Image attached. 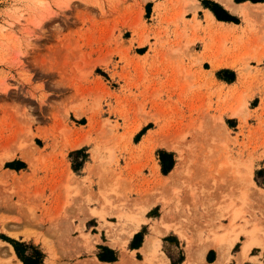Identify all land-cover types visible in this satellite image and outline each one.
Returning <instances> with one entry per match:
<instances>
[{
	"label": "rangeland",
	"instance_id": "obj_1",
	"mask_svg": "<svg viewBox=\"0 0 264 264\" xmlns=\"http://www.w3.org/2000/svg\"><path fill=\"white\" fill-rule=\"evenodd\" d=\"M197 2L0 0V199L17 205L0 209V224L27 229L31 237L16 240L38 245L44 264L110 263L97 256L103 247L115 252L112 262L125 252L134 260L126 264H137L133 236L123 250L110 242L140 222L141 246L164 211L192 245V264H202L199 244L221 235L251 237L260 245L251 264H264V15L236 13V25L216 26ZM222 69L233 72L231 82L218 77ZM74 140L87 154L78 171L69 157L75 149L66 148ZM163 141L188 159L204 151L217 157L191 158L188 176L164 186L158 150L172 153L174 165L176 154ZM20 148L32 167L18 158ZM220 150L251 164V176L245 166L224 169ZM226 210L236 215L217 216ZM1 242L11 245L0 238V264H12ZM241 243L225 264H234ZM184 244L169 231L157 250L171 262L184 259Z\"/></svg>",
	"mask_w": 264,
	"mask_h": 264
},
{
	"label": "bare ground",
	"instance_id": "obj_2",
	"mask_svg": "<svg viewBox=\"0 0 264 264\" xmlns=\"http://www.w3.org/2000/svg\"><path fill=\"white\" fill-rule=\"evenodd\" d=\"M218 1H220V3L221 4H223V6L224 7H226L228 10H230V11H232V12H236V13H239L243 18H247L248 16H250L252 13H255V14H262V15H264V3H262V4H249V3H244V4H234L231 0H218ZM253 9V10H252ZM219 63H222V62H219ZM227 66V67H232V64H228V63H224V64H222V66ZM211 66H212V68L213 69H216V68H218L219 66H221L220 64H218L217 62H215V61H213V62H211ZM239 111H232L231 112V116H235L236 115V113H238ZM218 119L219 120H222V118L221 117H218ZM195 129V128H194ZM195 131H197V130H195ZM198 132V131H197ZM196 132H194V134H195ZM200 137H201V135H200ZM195 139H196V137H195ZM195 139H194V141H195ZM198 139V138H197ZM196 142V141H195ZM84 144V141H81V140H74V141H71V142H69L67 145H66V148H68V149H76V148H79L81 145H83ZM190 145V144H189ZM160 146L161 147H163V148H165V149H169V150H171V151H173L175 154H176V165H175V167L171 170V172H169L167 175H164V176H161V184L162 185H164V186H167V185H173V184H177V183H179L182 179H183V177L185 176V175H187V168H190V167H188V163H189V160L191 159V158H198V156L197 155H190L191 157H190V159H188V158H186V154H184V152H183V150L182 149H180L178 146H175L173 143H169V142H166V141H163L161 144H160ZM187 147V146H186ZM194 147V146H193ZM192 147V148H193ZM189 148V147H188ZM191 148V149H192ZM221 149H222V147H220ZM190 149V148H189ZM194 149V148H193ZM195 149H196V147H195ZM214 149V148H213ZM204 150H207V148L206 149H204ZM204 150H202V151H204ZM96 151V148H92V152H95ZM198 151V150H197ZM201 151V150H200ZM199 151V152H200ZM202 151H201V153H202ZM217 151V150H216ZM222 150H220L219 151V153L221 152ZM17 152H20V155L18 156L19 158H21V159H23V160H25L28 164H29V166L30 167H32V160H31V156H28V154H26V153H24L23 151H22V148H20V151H17ZM16 151H13V152H11V153H8V154H5L3 157H2V159H1V162H4L5 160H10V159H13L17 154ZM109 152V151H108ZM188 152V151H187ZM196 152V151H195ZM195 152H194V154H195ZM199 152H198V154H199ZM205 153H206V155L208 156V157H210V155H212L213 156V154H207V152L206 151H204ZM203 152V153H204ZM218 152V151H217ZM110 153V152H109ZM192 153H193V151H192ZM197 153V152H196ZM202 153V154H203ZM205 153L203 154V157H207V156H205ZM208 153H209V150H208ZM219 153H217L218 155H219ZM222 153H223V151H222ZM222 153H220L221 154V158L222 157H224V164H226V166L225 167H223L224 169H227V167H228V169L227 170H231L230 171V173H232V171H236L237 169L236 168H238V167H243V166H245V167H243L244 169L243 170H245V173H243L244 175L246 174L248 177H250L251 176V174H252V167H251V164H248V162L247 163H242V162H239L238 160H235V159H231V157L229 158V154H227V155H222ZM108 154V153H107ZM226 154V153H225ZM93 155V154H92ZM111 155L112 154H110V157H111ZM216 155V154H215ZM215 155L212 157L213 159H215L216 157H215ZM220 156V155H219ZM200 158H198L199 160H201V162L203 163V157H202V159H201V156H199ZM215 157V158H214ZM233 157V156H232ZM212 158H210V159H212ZM205 159V158H204ZM206 159H208V158H206ZM218 159H220V158H217L216 159V161L215 162H217V161H219ZM221 160V159H220ZM223 160V159H222ZM222 160H221V162H222ZM193 161H194V159H193ZM206 161V160H205ZM204 161V162H205ZM208 162V161H207ZM212 162H213V160H212ZM218 163V162H217ZM222 165V164H221ZM217 166H220V162L218 163V165ZM222 167V166H221ZM65 171H67V172H65V174L67 173V175H69V177L71 176V177H75V176H72V171L71 170H69V169H65ZM237 171H239V169L237 170ZM236 171V173H238ZM225 172H227L228 173V171H225ZM241 172V171H240ZM236 173H234V174H236ZM228 175V174H227ZM237 175V174H236ZM188 176V175H187ZM229 176H230V174H229ZM232 176H235V175H232ZM231 176V177H232ZM70 177V178H71ZM192 178H193V175L191 176ZM236 177V176H235ZM76 178V177H75ZM187 178V177H186ZM192 178H190V179H192ZM195 178H197L196 176H195ZM237 178H239V177H237ZM237 178H236V181H238L237 180ZM246 178V177H245ZM185 179V178H184ZM188 179V178H187ZM228 179H230L229 177H228ZM240 179V178H239ZM243 179V178H242ZM232 180V179H231ZM234 180H235V178H234ZM245 180H249V179H245ZM82 181V180H81ZM229 182H230V180H228ZM190 182V181H189ZM245 182H247V181H245ZM231 183V182H230ZM249 183H251V181L249 182ZM235 184V181H234V183H233V185ZM8 201H6V200H2V199H0V209H12V210H14L15 209V207H17V205L16 204H9V203H7ZM88 212V211H87ZM86 212V213H87ZM230 212V211H229ZM227 210H226V212L225 213H221V214H218L217 216H235L236 215V213H234L233 215H232V213L230 214ZM167 212L166 211H164V212H162V214H161V216H160V218H159V220L157 221V223H154V225L150 228V231H149V233L147 234V236H146V238L144 239V242H143V244H142V246H141V253H142V255H143V258H142V260H139V261H136L137 262V264H170L169 263V261H168V259L165 257V255L163 254V253H161V252H159L158 250H157V240H158V237L160 236V235H163V234H165V233H167V232H169V231H173L174 232V234H176V235H178L181 239H183V240H185V242H186V245H185V250H186V258H185V261L183 262V263H181V264H192V247H191V244H190V242L188 241V239H187V237H186V235H185V233L182 231V230H180V229H175V228H173V227H171L169 224H168V222L166 221V219H167ZM87 215V214H86ZM88 216H104V214L102 213V211L100 212V210L99 211H93V210H90L89 211V215ZM1 226H0V230L3 232V233H5L6 235H8V236H10V237H12V238H14V239H16V238H18L19 236H22V238H24V239H29L30 237H31V233L27 230V229H25V230H21V231H16L17 229L16 228H14L15 230H10V229H8L7 227H6V225H5V223H1L0 224ZM134 225L137 227L139 224H138V222L137 223H134ZM135 226L133 227V228H135ZM15 227V226H14ZM16 227H17V225H16ZM18 228V227H17ZM28 228V227H27ZM133 231V230H132ZM132 231H129L128 232V234H130ZM34 234V233H33ZM33 237V236H32ZM87 239V241L89 242V238H86ZM237 239V236H235V237H233L232 239L231 238H227V237H223V235H221V236H217V237H214L213 239H210V240H207V241H204L202 244H201V246H200V250H201V254L202 255H204V251H206L208 248H210V247H214V248H216V250H217V252H218V257H217V261L215 262V263H213V264H224V261L225 260H228V257H229V249L233 246V244L235 243V240ZM45 240V239H44ZM45 242V241H44ZM2 243V242H1ZM47 243V242H46ZM114 243H115V241H114ZM2 244H4V243H2ZM1 244V245H2ZM258 244H260L259 242H258ZM46 245V244H45ZM252 245H253V242L251 241H249V242H245L244 244H243V246H242V248H241V252H240V254H239V257L237 258V262H242V261H248V260H251V258H249L248 257V253H249V250H250V248L252 247ZM4 246H6L7 247V245L6 244H4ZM90 247L91 248H89V250H91L92 249V246H91V241H90ZM8 249L7 250H9V253H10V255H11V261H12V264H22L16 257H15V254H14V251H13V249H12V247L11 246H9V247H7ZM52 248V247H51ZM51 248H48V249H51ZM48 251V250H47ZM54 252V251H53ZM50 254V253H49ZM10 255H8V256H10ZM12 255H13V257H15V261H14V259H13V257H12ZM51 255V254H50ZM52 257H54L53 255H52ZM50 258V257H49ZM51 259V258H50ZM54 259V258H53ZM92 260V259H91ZM130 260H132V258L130 259V257L128 258V255L125 253V252H123V253H121V255H120V257H119V259H118V261L117 262H114V263H111V264H126L127 262H129ZM10 261V260H9ZM10 261V262H11ZM50 261V260H49ZM89 261V260H88ZM87 261V262H88ZM52 262V261H51ZM50 262V263H51ZM93 263H95V264H102V263H99V262H97L96 260H93L92 261ZM130 262H134V260H132V261H130ZM48 264V263H47ZM91 264V263H90Z\"/></svg>",
	"mask_w": 264,
	"mask_h": 264
},
{
	"label": "trees",
	"instance_id": "obj_3",
	"mask_svg": "<svg viewBox=\"0 0 264 264\" xmlns=\"http://www.w3.org/2000/svg\"><path fill=\"white\" fill-rule=\"evenodd\" d=\"M234 1L239 3L246 0H234ZM249 1L255 3V2H263L264 0H249ZM202 4L204 5V7L209 8L218 20L238 23V19L235 16L230 15L224 8H222L217 3L208 0H202ZM221 73L222 74L227 73L228 77L220 76ZM218 77L224 78L225 80L231 82L234 78V74L230 70L222 69L218 71ZM148 127H150V124L144 127L137 135H141L143 131H145ZM158 156L160 159L162 173L167 174L174 165L173 155L172 153L166 152L164 150H158ZM69 157L72 161L73 170L74 171L80 170L87 157V154L85 153V148L82 147L70 151ZM16 162L17 161L8 162L5 164V167L14 168L13 164ZM140 236H141V231L133 235V238L130 242V248L133 249V248H138L140 246L141 243V239L139 238ZM0 238L12 245L17 258L23 264H44L43 263L44 254L38 245L33 244L31 241H21V240L12 239L2 234H0ZM213 253H214L213 250L208 251L206 255V259L208 262L213 261V258L211 257ZM97 256L101 261L112 262L116 260L115 252L108 247H103L102 253H98ZM182 261H183V256L180 255L177 260H171V263L180 264ZM242 264H251V263L245 262Z\"/></svg>",
	"mask_w": 264,
	"mask_h": 264
},
{
	"label": "crops",
	"instance_id": "obj_4",
	"mask_svg": "<svg viewBox=\"0 0 264 264\" xmlns=\"http://www.w3.org/2000/svg\"><path fill=\"white\" fill-rule=\"evenodd\" d=\"M212 1H215V2H217L218 4H220L230 15H233V14H235V15H237L236 14V12H232V11H230V10H228L226 7H224L223 6V4H221L220 3V1H218V0H212ZM234 4H236L235 3V1L234 0H231ZM196 2H197V0H196ZM244 3H249V4H262L261 2H255V3H251V1H249V0H246V1H243V3H240V4H244ZM200 5L199 7H201V9L203 10V12H204V17H205V15H207L208 16V19L210 20V21H212V22H214V24H216V26L218 25H226L227 27H229V26H231V25H236V24H234L233 22H228V21H222V20H218L216 17H215V15L213 14V12L209 9V8H207V7H203L201 4H200V2H199V0H198V2H197V5ZM239 14V13H238ZM243 18V17H242ZM149 137H150V134L146 137V141H148L149 140ZM167 150H169V149H167ZM171 151V150H170ZM19 158V157H18ZM21 159V158H20ZM176 159V158H175ZM175 165H176V163H175ZM175 165H174V167H175ZM173 167V168H174ZM171 172V171H170ZM169 173V172H168ZM167 173V174H168ZM166 174V175H167ZM156 175H158V173L156 174ZM161 176H164V175H161ZM155 203V201H152V202H149L146 206H145V208H144V210H143V213H144V211H147V212H149L153 207H154V204ZM154 204V205H153ZM153 205V206H152ZM142 213V214H143ZM142 214H141V216H142ZM103 217V216H102ZM101 216H100V218H102ZM145 218H147V217H145ZM144 218V219H145ZM167 218H169V216H167ZM159 220V218L154 222V223H157V221ZM154 223L152 224V225H150V227H149V231H150V228L154 225ZM138 224H140V222H138ZM142 224L143 223H141L140 224V226H139V229H140V227L142 226ZM169 224V223H168ZM170 225V224H169ZM135 225H134V222L131 224V226L127 229V232H126V234L125 235H123V236H121V238L120 239H112V236L111 237H109L110 238V241H111V239H112V241L110 242V244H111V246H119V249L120 250H123V247H121L122 246V244H124L125 242H126V240L128 239V241L130 240V238L135 234V233H137L138 232V230L139 229H137L138 228V226L136 227L135 226V228H133ZM171 227H173V228H175V229H179V228H177L176 226H174V225H170ZM133 230V231H132ZM181 230V229H180ZM1 231V230H0ZM129 231H132L130 234H128V232ZM2 232V231H1ZM3 233V232H2ZM173 234H174V232H173ZM176 235V234H175ZM146 236H147V234L144 236V238H143V241H142V244H143V242H144V239L146 238ZM178 238H180L178 235H176ZM242 235H238V239H236L235 240V243L233 244V246L238 242V241H240V242H242L240 245H239V249L235 252V254L233 255V259H235L236 260V262H235V260H234V264H242V263H245L246 261H242V262H237V258L239 257V254H240V252H241V248H242V246H243V244L245 243V242H249V241H252V238L251 237H248L247 239H243V240H241L240 239V237H241ZM12 238V237H11ZM22 237H20V238H18V239H21ZM89 238V242L87 241V239H86V247H88V248H91L90 247V241H91V246H92V249L91 250H93V245H94V243H95V240H94V238H91L90 239V237H88ZM159 238V237H158ZM14 239V238H13ZM22 239H24V238H22ZM24 240H26V239H24ZM114 241H115V243H114ZM2 243H4V242H2ZM203 242H201L200 244H199V251H200V254H201V250H200V246H201V244H202ZM4 244H6L7 245V247H9V246H11V245H9V244H7V243H4ZM142 244H141V246H142ZM185 245H186V242H185V244H184V248H185ZM110 246V247H111ZM141 246L140 247H138L137 249H132L133 251H140L141 252ZM233 246L229 249V252H230V250L233 248ZM255 246H260V245H257V244H253L252 245V247L250 248V250H249V253H248V257L249 258H251V260H254V257H257L255 254H252L251 253V251H252V249L253 248H255ZM12 247V246H11ZM191 247H192V245H191ZM13 249V248H12ZM210 249H214L215 250V253H216V256H215V258H214V260L213 261H211V262H207V259H206V255H207V253H208V251L210 250ZM194 250H196V249H194ZM14 251V250H13ZM121 253H123V252H120V255H121ZM161 253H163V252H161ZM184 253H185V255H184V259H183V261L181 262V263H183L184 261H185V258H186V250L184 249ZM15 254V253H14ZM142 254V253H141ZM196 253H195V251H193V248H192V260H193V258H194V255H195ZM203 254V253H202ZM201 254V260H202V264H213V263H215L216 261H217V257H218V252H217V250H216V248H214V247H210V248H208L206 251H204V255H202ZM230 255V254H229ZM237 255V256H236ZM12 257H13V255H12ZM15 257L17 258V256L15 255ZM15 257H13V259H14V261L16 260L15 259ZM120 257V256H119ZM166 257V256H165ZM142 258H143V255H142ZM167 258V257H166ZM18 259V258H17ZM168 259V258H167ZM19 260V259H18ZM20 261V260H19ZM169 261V260H168ZM21 262V261H20ZM98 262V261H97ZM227 262V260H225L224 261V264ZM247 262H250V263H255L254 261H250V260H248ZM22 263V262H21ZM99 263H101V262H99ZM111 263H114V262H110V263H102V264H111ZM170 264H171V262H169ZM180 263V264H181ZM23 264V263H22Z\"/></svg>",
	"mask_w": 264,
	"mask_h": 264
}]
</instances>
